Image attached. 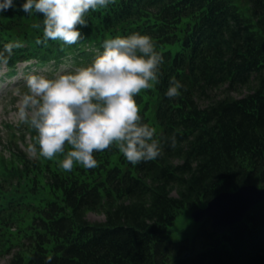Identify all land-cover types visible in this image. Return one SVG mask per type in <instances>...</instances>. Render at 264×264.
<instances>
[{"label": "trees", "instance_id": "trees-1", "mask_svg": "<svg viewBox=\"0 0 264 264\" xmlns=\"http://www.w3.org/2000/svg\"><path fill=\"white\" fill-rule=\"evenodd\" d=\"M25 2L0 13V51L13 40L27 44L13 49L10 64L33 53L44 64L60 61L68 52L85 64L107 39L151 36L164 57L153 115L149 99L137 104L142 122L157 129L162 154L134 166L113 148L95 153V169L61 173L11 146L21 170L0 178V232L14 224L18 207L36 215L24 237L31 246L7 264H45L49 255L51 264H264V201L223 234L206 221L191 242L170 238L182 208L245 183L264 185V0H245L248 9L236 0H115L88 13L81 40L70 46L38 45L43 18L21 11ZM173 77L184 87L170 100ZM41 169L54 197L37 205L22 179ZM91 210L105 219L91 221Z\"/></svg>", "mask_w": 264, "mask_h": 264}, {"label": "clouds", "instance_id": "clouds-1", "mask_svg": "<svg viewBox=\"0 0 264 264\" xmlns=\"http://www.w3.org/2000/svg\"><path fill=\"white\" fill-rule=\"evenodd\" d=\"M115 0H26L20 10L42 19L43 39L65 45L78 43L81 27H88L89 12L107 8ZM15 8L14 0H0V13ZM40 29L41 24H33ZM23 45L9 42L0 51V64L7 65L14 48ZM104 50L87 66L54 77L29 74L24 90L17 87V117L37 133L28 145L31 159L57 161L62 171L71 172L76 165L84 169L99 166L95 153L117 149L132 165L154 161L161 156L157 129L142 122L136 97L159 83L164 62L151 36L134 33L127 37L107 39ZM183 84L173 77L165 96H181ZM175 147L176 136L168 138ZM53 257H46L51 264Z\"/></svg>", "mask_w": 264, "mask_h": 264}, {"label": "rangeland", "instance_id": "rangeland-1", "mask_svg": "<svg viewBox=\"0 0 264 264\" xmlns=\"http://www.w3.org/2000/svg\"><path fill=\"white\" fill-rule=\"evenodd\" d=\"M243 8L248 9L247 3L245 0H236ZM26 64L30 65L31 62H22L18 65V74L13 77H6L5 71H7V67L0 66V170H10L15 169L18 171V177L20 175V166L18 163H14L12 151L10 149L11 137L9 135V128L13 127L14 129H21L22 131H16V143L19 144L22 148H24L27 152L28 145L33 143L31 141L29 133L26 134L25 137H22L23 133L26 130V124H23L19 121L16 113L17 109V100L18 98L12 95V90L14 88H21L23 91L24 79L29 74H44L46 75L49 72V67L45 66L44 68L33 67L30 71H28ZM33 65V64H32ZM40 72V73H37ZM58 72H56L57 74ZM23 80L21 84L16 82ZM155 87L149 90L142 91L140 95H138L135 99L142 98L144 102L147 103V99H149L148 106L150 107L148 111V115H153L155 105L157 103V98L155 96H151V93L155 92ZM16 138V137H15ZM115 155L112 157L114 159ZM40 160L44 164H49L53 169L61 172L68 173L62 171L58 162L44 160L43 158H36ZM81 166L76 165L71 172H75L80 170ZM22 190L33 192H37L36 200H31L29 197V201H33V203L40 205L45 203L49 198L54 197L53 191L50 190L49 185L47 186L46 180L43 174V170H38L32 172L27 178L22 179ZM261 186V185H260ZM34 198V197H32ZM206 203L199 202L193 205L192 207L186 206L182 208L179 212L174 224L171 229V240L179 241L183 238H189L191 241L194 240L196 231L198 226L200 225L196 222L191 212L198 207L205 206ZM36 215L32 212H28L27 208L22 209L15 213L13 216L14 224L12 226H7L4 228L2 232H0V264H7L14 254H25V252L31 246L30 242L25 241V236L31 233V227L33 222V216ZM88 218L91 221H103L105 219V214L103 212L92 210L88 213ZM201 246L200 241L196 242V249H199ZM172 258L176 257V251L171 254Z\"/></svg>", "mask_w": 264, "mask_h": 264}, {"label": "water", "instance_id": "water-1", "mask_svg": "<svg viewBox=\"0 0 264 264\" xmlns=\"http://www.w3.org/2000/svg\"><path fill=\"white\" fill-rule=\"evenodd\" d=\"M263 201L264 186L247 183L234 191L220 192L208 201L206 207L194 209L192 216L198 222L210 218L213 230L223 233L229 226L241 222L254 206Z\"/></svg>", "mask_w": 264, "mask_h": 264}]
</instances>
